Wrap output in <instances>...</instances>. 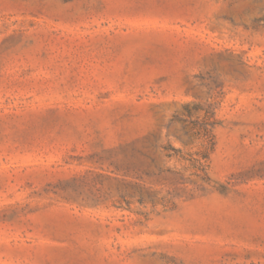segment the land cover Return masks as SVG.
I'll return each mask as SVG.
<instances>
[{"label":"rangeland","instance_id":"374dc122","mask_svg":"<svg viewBox=\"0 0 264 264\" xmlns=\"http://www.w3.org/2000/svg\"><path fill=\"white\" fill-rule=\"evenodd\" d=\"M0 264H264V0H0Z\"/></svg>","mask_w":264,"mask_h":264}]
</instances>
